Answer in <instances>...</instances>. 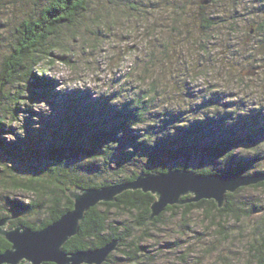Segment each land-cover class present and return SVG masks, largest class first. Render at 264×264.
I'll return each mask as SVG.
<instances>
[{"label": "trees", "instance_id": "16d2710c", "mask_svg": "<svg viewBox=\"0 0 264 264\" xmlns=\"http://www.w3.org/2000/svg\"><path fill=\"white\" fill-rule=\"evenodd\" d=\"M107 1L132 4L135 9L133 0H23L20 9L13 0H0L8 17L17 18L18 13L20 17L9 27L11 39L5 46L11 50L0 61V218L10 217V227L44 229L73 209L74 201L68 195L72 188L126 183L141 174L172 169L202 175L264 173V96L263 102L251 100L253 93L232 100L223 91L206 95L188 87L185 93L199 97V102L191 101L189 109L168 108L158 103L159 78L153 76L152 80L143 79L149 81L148 88L131 93L58 91L55 78L47 76L45 62L52 64L58 59L71 64L76 46L72 40H83L92 28L94 32H89L98 36L99 27L109 29L103 9ZM199 7L196 39L208 40V44L221 41L229 48L223 61L233 66L226 68L232 69L234 81L248 79L237 71L243 65L238 59L250 68L264 69V0H214L209 5L200 2ZM9 10L14 13L8 14ZM242 16L247 18L251 42L235 52L229 44L242 31ZM184 17L176 13L174 19L184 26ZM4 28L1 30L6 31ZM202 47L206 52L209 46ZM204 64L192 59L171 68L178 77L192 79L208 75ZM168 89L173 86H165L164 92ZM40 101L50 104L52 112L35 114L34 103ZM17 121L20 125L15 128ZM5 131L12 137L7 138ZM246 189L264 191V181L227 194L222 208L214 200L203 199L168 206L153 220L151 204L156 196L127 190L115 202H100L89 209L79 233L64 249H94L118 239L117 250L129 259L136 260V255L138 264V258L147 251L141 245L142 238L150 236V227L163 223L165 213L182 209L185 218L202 209L209 213L223 240L230 236L229 226L223 221L232 219L242 230L246 220L254 222L252 218H256L242 251L250 252L253 264H264V201H241L238 195ZM18 191L28 194L27 201L11 196ZM135 230L142 233L138 236ZM172 245L178 247L176 242ZM10 247L11 243L0 235V252ZM202 247L210 256L221 254L215 243ZM191 252H184L180 259L187 262ZM111 259L112 253L104 264H110Z\"/></svg>", "mask_w": 264, "mask_h": 264}, {"label": "rangeland", "instance_id": "374dc122", "mask_svg": "<svg viewBox=\"0 0 264 264\" xmlns=\"http://www.w3.org/2000/svg\"><path fill=\"white\" fill-rule=\"evenodd\" d=\"M13 1L19 5L20 9L23 0ZM199 1L133 0L135 9L132 8V4L128 6L123 2L107 1L104 3L103 9L106 20H108L107 23L111 27L109 29L99 27L98 29L101 30L99 36L91 33L94 32L93 28L92 30L86 28L91 32L86 31L83 40L71 41L76 44L71 64L58 59L52 64L45 62L44 65L48 67L47 76L55 78L57 89L60 92H91L107 95L116 91L131 93L139 91L143 87L148 88L149 81L143 79L149 77V80H152L153 77H158L159 86L156 91L160 97L158 103L160 105L167 104L168 108L189 109L191 101L194 102L193 104L199 102V97L185 93L188 91V87L195 90L194 93L201 91L206 95L223 91L232 100L240 98L238 95L243 93L246 96L253 93L251 100L263 102V68L257 69V66L250 68L249 64L238 59L236 60L238 64L243 63V65L237 67V71L245 77L248 76V79L234 81V77L230 73L232 69L226 68L231 66L230 63L223 61L224 55H226L225 49L229 48H226L221 41L213 40L208 44V40L200 42L196 39L199 33V29L195 26L197 18L200 17ZM3 7L1 4L0 22H3L0 23L1 62H3L4 54L11 50L10 46H5L9 45L11 39L9 27L20 18L19 13L17 18L8 17L7 13L3 12ZM224 7L222 11L225 10ZM13 13L12 10L8 12V14ZM176 13L184 15L187 24L183 26L178 21L176 22L174 19ZM242 18L243 20L239 23L242 31L239 30L240 32L234 36V41L229 44L235 52H238L239 47H242L243 44L251 42V37L247 35L246 30L248 23L245 20L247 18L244 16ZM250 21H252L251 18ZM4 25L6 31L1 30ZM168 41H170L169 50H167ZM222 41L226 42V40ZM82 45H84V49L81 48ZM202 45L209 46L206 52L202 51L204 47ZM192 59L194 63H200V61L205 63L204 70H208L207 76H197L192 79L188 76L182 79L172 72L171 67L174 66L173 69H176L177 63L189 62ZM233 63L236 64V62ZM151 64H153L152 68L157 65L154 67L155 72L152 68L151 70L147 69L151 67ZM231 67L233 68V66ZM259 67L263 66L259 64ZM253 70H255V74L248 75ZM165 86H173V89L164 92ZM33 109L35 114L52 112L50 104L41 101L34 103ZM20 117L24 122L25 118ZM19 125L18 121L13 124L15 128H18ZM5 132L7 138L12 137L7 135L9 131ZM11 196L20 201H27L26 199L29 197L23 191L14 192ZM238 196L241 201L251 199L264 201V191L262 190L246 189ZM183 211L177 209L175 213H165L163 223L149 228L150 236H144L141 242L147 251L138 258V264H253L250 252H247V249L242 250L244 239L252 231L250 225L256 224V218H252L255 219L254 222L246 220L241 226L242 230L238 226L239 223L234 224L232 219L223 221L230 230L228 239L223 240L218 237L216 226L212 225L211 218L208 217L209 213L198 209L184 218ZM135 232L137 235L142 233L139 230H135ZM173 242L178 244L177 248H173ZM205 243L219 245L221 254L219 256L206 254L202 247ZM186 251H193L187 262L180 259V255ZM236 256L240 259L237 260ZM134 258L137 260L136 255ZM136 260L129 259L126 254L116 249L112 252L110 264H136Z\"/></svg>", "mask_w": 264, "mask_h": 264}, {"label": "water", "instance_id": "95a60500", "mask_svg": "<svg viewBox=\"0 0 264 264\" xmlns=\"http://www.w3.org/2000/svg\"><path fill=\"white\" fill-rule=\"evenodd\" d=\"M214 0H200L209 5ZM248 74H255V70ZM264 181V173L243 175L198 174L187 169H172L167 172H150L139 175L134 181L103 187L72 188L68 195L73 199L72 210L42 230H33L24 225L8 227L10 217L0 218V235L11 247L0 252V264H104L117 249L119 240L87 250L67 252L65 244L80 231L86 213L100 202H115L117 196L127 190L151 193L156 200L151 204L150 220L161 215L168 206L184 205L203 199L214 200L222 208L227 194L241 187Z\"/></svg>", "mask_w": 264, "mask_h": 264}]
</instances>
